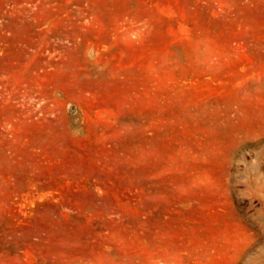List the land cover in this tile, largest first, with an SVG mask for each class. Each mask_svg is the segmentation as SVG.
<instances>
[{"label": "rangeland", "instance_id": "1", "mask_svg": "<svg viewBox=\"0 0 264 264\" xmlns=\"http://www.w3.org/2000/svg\"><path fill=\"white\" fill-rule=\"evenodd\" d=\"M0 264H264V0H0Z\"/></svg>", "mask_w": 264, "mask_h": 264}]
</instances>
